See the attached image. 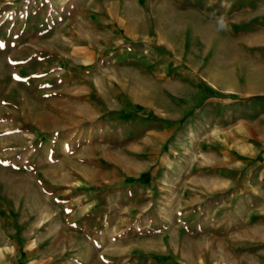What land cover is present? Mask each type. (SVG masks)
Instances as JSON below:
<instances>
[{"label":"rangeland","instance_id":"374dc122","mask_svg":"<svg viewBox=\"0 0 264 264\" xmlns=\"http://www.w3.org/2000/svg\"><path fill=\"white\" fill-rule=\"evenodd\" d=\"M0 264H264V0H0Z\"/></svg>","mask_w":264,"mask_h":264},{"label":"crops","instance_id":"0c3cea01","mask_svg":"<svg viewBox=\"0 0 264 264\" xmlns=\"http://www.w3.org/2000/svg\"><path fill=\"white\" fill-rule=\"evenodd\" d=\"M205 21H209V20H205ZM208 24H210V32H217L221 29H223L222 27H220V24L218 21H209Z\"/></svg>","mask_w":264,"mask_h":264},{"label":"clouds","instance_id":"9594fccd","mask_svg":"<svg viewBox=\"0 0 264 264\" xmlns=\"http://www.w3.org/2000/svg\"><path fill=\"white\" fill-rule=\"evenodd\" d=\"M219 24H220V27L222 28L226 26V23L223 18L220 19Z\"/></svg>","mask_w":264,"mask_h":264},{"label":"trees","instance_id":"16d2710c","mask_svg":"<svg viewBox=\"0 0 264 264\" xmlns=\"http://www.w3.org/2000/svg\"><path fill=\"white\" fill-rule=\"evenodd\" d=\"M210 96H211V93H210V91H208V94H207L206 97H210Z\"/></svg>","mask_w":264,"mask_h":264}]
</instances>
